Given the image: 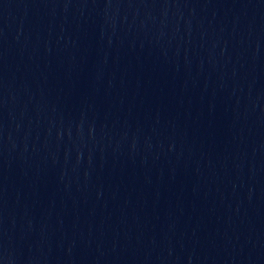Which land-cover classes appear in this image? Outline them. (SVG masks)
I'll list each match as a JSON object with an SVG mask.
<instances>
[{
  "label": "water",
  "instance_id": "water-1",
  "mask_svg": "<svg viewBox=\"0 0 264 264\" xmlns=\"http://www.w3.org/2000/svg\"><path fill=\"white\" fill-rule=\"evenodd\" d=\"M0 264H264V0H0Z\"/></svg>",
  "mask_w": 264,
  "mask_h": 264
}]
</instances>
